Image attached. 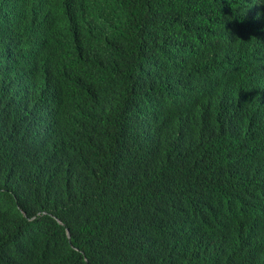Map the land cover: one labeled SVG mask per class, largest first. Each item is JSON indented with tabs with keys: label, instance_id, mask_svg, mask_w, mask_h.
Here are the masks:
<instances>
[{
	"label": "trees",
	"instance_id": "1",
	"mask_svg": "<svg viewBox=\"0 0 264 264\" xmlns=\"http://www.w3.org/2000/svg\"><path fill=\"white\" fill-rule=\"evenodd\" d=\"M21 1L0 0V37L20 24L4 7ZM237 1L82 0L106 37L94 70L112 89L94 115L78 105L77 128L93 130L70 138L0 42V264H264V235L239 240L262 216L264 171H178L195 112L248 132L250 111L226 92L255 62Z\"/></svg>",
	"mask_w": 264,
	"mask_h": 264
},
{
	"label": "clouds",
	"instance_id": "2",
	"mask_svg": "<svg viewBox=\"0 0 264 264\" xmlns=\"http://www.w3.org/2000/svg\"><path fill=\"white\" fill-rule=\"evenodd\" d=\"M82 4V0H22L11 9L5 6L4 10L20 24L0 37L19 83L26 85L32 96L39 91L46 108L40 113L54 125L60 120L61 133L68 138L76 130H93L77 128L81 115L78 105L88 101L92 109L89 112L85 108L84 114L94 115L95 108H104L111 94L110 83L94 70L95 58L106 47V37L95 30ZM236 4L234 14L252 23L245 39L255 52V62L234 72L226 92L237 109L250 111L239 115L248 132L239 137L206 112H195L187 128L184 159L178 166V171L206 175L214 181L222 176L227 179L229 170L235 179H244L253 165L252 173L264 171V0H238ZM133 37L128 34V39ZM207 83L206 79L204 86ZM111 136L117 139L114 133ZM258 144L263 145V151L256 162ZM256 207L262 216L240 232L241 241L264 235V202H257ZM216 230L217 226L211 235Z\"/></svg>",
	"mask_w": 264,
	"mask_h": 264
}]
</instances>
